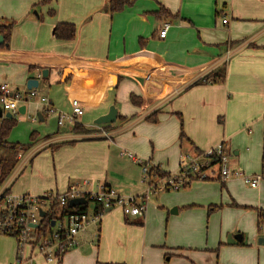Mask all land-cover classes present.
Here are the masks:
<instances>
[{
    "label": "crops",
    "instance_id": "1",
    "mask_svg": "<svg viewBox=\"0 0 264 264\" xmlns=\"http://www.w3.org/2000/svg\"><path fill=\"white\" fill-rule=\"evenodd\" d=\"M109 2L0 0V24L14 23L0 49V85L26 93L36 79L59 111L71 112L74 100L84 110L51 134L33 130L6 187L41 196L87 181V191L137 195L146 190L142 170L123 153L171 171L183 154L223 143L235 168L262 177L258 187L197 182L150 200L143 217L111 211L61 264H264V0H134L116 13ZM62 23L76 27L74 40L56 37ZM164 23L171 27L162 39ZM223 66V83L194 85ZM112 106L116 122L97 125ZM27 113L34 123L49 117L38 101L17 115Z\"/></svg>",
    "mask_w": 264,
    "mask_h": 264
},
{
    "label": "built area",
    "instance_id": "2",
    "mask_svg": "<svg viewBox=\"0 0 264 264\" xmlns=\"http://www.w3.org/2000/svg\"><path fill=\"white\" fill-rule=\"evenodd\" d=\"M227 23V20L223 21ZM171 27L164 23L160 38L165 39ZM32 101H38L47 116H55L59 126L65 123H77L84 110L78 100L72 102L70 114L56 109L48 96L37 89L26 93L15 91L9 84L0 85V133L6 114L16 116L20 107ZM24 150H19L16 158L21 159ZM133 159L141 167L143 182L146 190L137 195H126L116 188L102 189L99 192L87 191V181L83 184H71L63 193L49 191L41 196L29 193L14 195L7 187L6 181L0 180V234L10 235L17 239V254L13 264H61L64 257L74 248L80 246L79 237L93 228L100 229L104 217L111 211L120 209L126 217H143L149 200L154 195L166 191H179L187 188L195 181L218 179L222 183L240 179L245 184L256 187L262 180L261 176H247L242 168H235L231 162V155L221 143L214 148L200 153L182 155L180 169L171 174L154 166L131 153H123ZM162 170L165 175L159 176L154 170ZM154 170V171H153ZM84 198L85 205L72 208L64 214L61 210L70 201ZM57 204V219L53 221L51 230L44 231L41 213H52ZM70 206V205H69ZM82 208V211L76 210ZM85 209V210H83Z\"/></svg>",
    "mask_w": 264,
    "mask_h": 264
},
{
    "label": "trees",
    "instance_id": "3",
    "mask_svg": "<svg viewBox=\"0 0 264 264\" xmlns=\"http://www.w3.org/2000/svg\"><path fill=\"white\" fill-rule=\"evenodd\" d=\"M48 1V0H47ZM134 0H110L109 2V8L112 13L120 12L122 11L126 6H129L133 3ZM45 2V1H44ZM54 11L52 10L50 14H53ZM167 11L162 9L158 15H166ZM14 23L10 22L7 24H0V35H2L5 39V42L3 44H0V49H5V45L9 43L12 30H13ZM76 27L72 24L68 23H62L58 24L55 28V35L57 38L63 39V40H74L76 38ZM226 78V67L223 66L204 78L198 80L194 85H200V84H220L225 81ZM132 102L136 105L138 103L137 97L132 96L131 97ZM149 121L156 122L157 120L153 119V117L148 118ZM183 120L181 117V134H180V140L184 141L187 140V137L183 131ZM17 125V120L12 118H6L1 126V133H0V180L6 181L8 177L10 176L11 172L15 168L16 165V156L19 150H28L31 148L32 143L30 144H16V143H9L7 142V139L12 132V130ZM74 131L77 133H88L87 129H85L82 125L76 124ZM32 142L36 139L35 134L31 135ZM67 144V143H66ZM72 144V143H68ZM54 149V148H53ZM202 151L196 150V153H200ZM158 168H155L156 171ZM153 170V171H154ZM56 210H59V207H57V204L53 206L52 213H48L46 217H44L42 221V227L44 231L51 230L53 221L57 219L56 217ZM76 210L82 211V208H78ZM85 210V209H83ZM69 211H73V209L68 205L64 207L61 212H64V214L68 213ZM264 223V211H261L259 214L258 219V227L261 228L262 224Z\"/></svg>",
    "mask_w": 264,
    "mask_h": 264
},
{
    "label": "rangeland",
    "instance_id": "4",
    "mask_svg": "<svg viewBox=\"0 0 264 264\" xmlns=\"http://www.w3.org/2000/svg\"><path fill=\"white\" fill-rule=\"evenodd\" d=\"M77 78H78V75L76 74L72 78V80H69V81H72V83H73V82H75V80H77ZM40 89L41 90L44 89L43 88V85H41ZM47 90H49V89L47 88ZM47 90H45V91H47ZM62 112H65V113H68V114L71 113V112H67V111H63V110H62ZM21 117H25L26 118L25 119L26 121H24L25 123H23V124H21V120H20ZM54 117L55 116H51L50 115L45 122H40L38 120V121H36L34 123L32 121V119L34 117L33 116L31 117L28 113L25 116L16 115L17 126H15V128L10 133L9 138H8L9 141H11L13 143L19 142V143H22V144H28V142H30V134L32 133L33 130L36 131V132H38V133H41V134H44V132L47 133V134H51V132L53 130L56 131V128L58 127L57 120L55 119L56 117L55 118ZM46 154H47V151H44L41 154V157H44ZM185 154H187V153H185ZM181 160H182V157L180 159V162H178V160L175 159V168H172V165H171V167H170L171 168L170 169L171 171H167L168 169H167V167H165V164L164 163H157L156 162L155 164L158 165V166H160L163 170H165V171L170 172L171 174H173V173L177 172L180 169ZM156 172L161 177H163L165 175V173L162 170H158ZM246 175L247 176H253V175H250V174H247V173H246ZM238 180H240V179H238ZM230 181H232V180H230ZM197 182H217L219 184L222 183V181H220L218 179L207 180V181H195V182H193L190 186H188L185 189H182V190H179V191H166V192H161V193H158L155 196L153 195L150 200L152 201V199H154L155 197H160L162 195L164 197H167V198H172L177 193L186 191L189 188H192V186L194 187L195 183H197ZM245 185L251 187V185H248V184H245ZM259 185H260V183L258 184V186ZM258 186H256V187H258ZM13 194L14 195H17L18 194L19 195V193H16L15 190L13 191ZM31 195H33L32 192H31ZM175 208L176 207H172V208L169 209L170 215H173L174 216V214H172V210H174ZM17 246H18V243H17V239L15 237L10 236V235L0 234V264H13L15 262V260H16V254H17Z\"/></svg>",
    "mask_w": 264,
    "mask_h": 264
},
{
    "label": "water",
    "instance_id": "5",
    "mask_svg": "<svg viewBox=\"0 0 264 264\" xmlns=\"http://www.w3.org/2000/svg\"><path fill=\"white\" fill-rule=\"evenodd\" d=\"M3 43H4V37L2 35H0V44H3ZM69 72L70 71L68 69L65 70L63 80H65L67 78ZM43 76L44 77L48 76L47 70L43 71ZM38 87H39V81L36 79H30L27 83L28 90L37 89ZM19 111L21 113L25 114L26 113V106L24 105V106L20 107ZM2 116H3V112L0 110V117H2ZM6 118L12 119L13 115L11 113H7ZM117 118H118V110L114 106H112L107 115H104V116H102L96 120V124L97 125H111V124L116 122ZM85 204H86V200L84 198H79V199H75V200L70 201L69 205L71 208H74V207H77L80 205H85ZM41 216L45 217V213L42 212ZM54 224L55 223H53L52 225L54 226ZM236 238L241 241L242 235H238Z\"/></svg>",
    "mask_w": 264,
    "mask_h": 264
}]
</instances>
